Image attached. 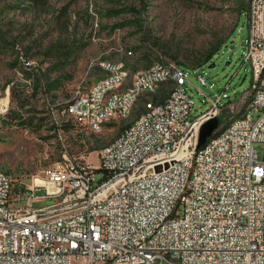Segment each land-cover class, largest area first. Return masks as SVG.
Listing matches in <instances>:
<instances>
[{
	"label": "built area",
	"instance_id": "1",
	"mask_svg": "<svg viewBox=\"0 0 264 264\" xmlns=\"http://www.w3.org/2000/svg\"><path fill=\"white\" fill-rule=\"evenodd\" d=\"M245 22L243 62L261 94L252 113L204 156H196L197 132L219 113L223 95L208 98L210 106L191 119L184 67L159 53L151 69L127 82L120 78L125 62L103 60L102 85L78 90L74 104L65 105L81 123H108L109 113L148 96L146 87L168 84V75H176L179 91L145 101L140 126L122 129L116 147L100 151V168L66 158L29 186L4 172L0 264H264V155L258 160L254 150L264 144V0H250ZM196 78L206 84L203 75ZM26 84L30 91V78ZM175 192H183L182 201ZM44 199L52 202L33 207Z\"/></svg>",
	"mask_w": 264,
	"mask_h": 264
},
{
	"label": "rangeland",
	"instance_id": "2",
	"mask_svg": "<svg viewBox=\"0 0 264 264\" xmlns=\"http://www.w3.org/2000/svg\"><path fill=\"white\" fill-rule=\"evenodd\" d=\"M249 4L250 0H0V171L15 184L29 186L40 182L47 167L66 158H84L100 168L103 147L143 111L145 101H163L171 89L170 82L160 84L155 93L135 102L128 117L105 122L97 131L74 124L63 113L65 105L78 90L87 91L102 77L103 60L125 62L127 82L151 66L159 53L184 67L194 102L191 119L210 106L208 98L223 95L219 113L197 132L198 138L209 128L207 138L217 134L243 114L252 93L249 65L243 62ZM198 74L206 84L197 80ZM254 150L262 160L264 144L255 143ZM103 176L96 170V180Z\"/></svg>",
	"mask_w": 264,
	"mask_h": 264
},
{
	"label": "bare ground",
	"instance_id": "3",
	"mask_svg": "<svg viewBox=\"0 0 264 264\" xmlns=\"http://www.w3.org/2000/svg\"><path fill=\"white\" fill-rule=\"evenodd\" d=\"M155 61H157V60H155ZM146 69H151V66H149ZM137 72H139V71H137ZM137 72L135 74H137ZM259 75H264V61L259 66ZM128 76H129V70L127 69V67L120 70V78H128ZM168 82H170L172 86H171L169 93L165 97V99H170V98L174 97V94L177 93V91H179V83H177L176 75H168ZM101 85H102V77H100L96 82H94L91 85V89H98V87H100ZM157 89H158V86L146 87V94H153L157 91ZM87 92H89V89L83 93H80V94H87ZM259 94H261V86H259V82H257V79H253L251 97L249 98V100L246 104V107H245L243 114L240 115L239 117H236V118L232 119L231 121H229V123L226 124L217 134H215L214 136L208 137L201 145H199V138H198L197 144H196V156H204L206 149H208V147L212 143L220 140V138L223 136V134H226L227 132H229L240 121H242V119L246 115V113H252L253 106L257 103V97L259 96ZM68 104H74V98ZM133 105L134 104H126V111L117 112V113H109L108 114V121L115 119V118L123 119V118L128 117V115L130 114V112L132 110ZM63 113L66 116H68V119L71 120L72 123L78 124L80 126H84V127L88 128L92 131L99 130L102 127V125L106 122V121H99V125L98 124H92V123H81V117H73V114L69 111H65V108L63 110ZM139 126H140V117L138 115L131 123H129L123 129L124 130H135V128H137ZM121 140H122V131L115 138H113L111 141H109L103 147L102 150L112 151L116 147V144H118V142ZM3 176H4V171H0V177H3ZM182 200H183V192H175V201H182ZM169 212H176V205H169Z\"/></svg>",
	"mask_w": 264,
	"mask_h": 264
},
{
	"label": "water",
	"instance_id": "4",
	"mask_svg": "<svg viewBox=\"0 0 264 264\" xmlns=\"http://www.w3.org/2000/svg\"><path fill=\"white\" fill-rule=\"evenodd\" d=\"M226 64H228V62ZM211 66H214V64H209V67ZM210 134H211V128L206 129L203 132H201L199 136V145H201L206 140L207 136Z\"/></svg>",
	"mask_w": 264,
	"mask_h": 264
},
{
	"label": "trees",
	"instance_id": "5",
	"mask_svg": "<svg viewBox=\"0 0 264 264\" xmlns=\"http://www.w3.org/2000/svg\"><path fill=\"white\" fill-rule=\"evenodd\" d=\"M12 90V89H11ZM159 95L156 96V98H158ZM159 99V98H158ZM163 99V98H162ZM162 99L156 100V101H161Z\"/></svg>",
	"mask_w": 264,
	"mask_h": 264
},
{
	"label": "crops",
	"instance_id": "6",
	"mask_svg": "<svg viewBox=\"0 0 264 264\" xmlns=\"http://www.w3.org/2000/svg\"><path fill=\"white\" fill-rule=\"evenodd\" d=\"M245 20V19H244Z\"/></svg>",
	"mask_w": 264,
	"mask_h": 264
}]
</instances>
